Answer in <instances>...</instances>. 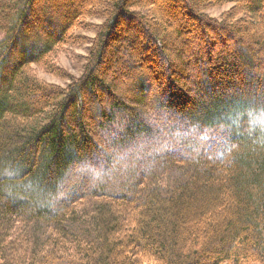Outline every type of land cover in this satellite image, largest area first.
<instances>
[{
	"label": "trees",
	"instance_id": "1",
	"mask_svg": "<svg viewBox=\"0 0 264 264\" xmlns=\"http://www.w3.org/2000/svg\"><path fill=\"white\" fill-rule=\"evenodd\" d=\"M247 2L0 0V264H264V0ZM95 18L71 75L60 57Z\"/></svg>",
	"mask_w": 264,
	"mask_h": 264
},
{
	"label": "rangeland",
	"instance_id": "2",
	"mask_svg": "<svg viewBox=\"0 0 264 264\" xmlns=\"http://www.w3.org/2000/svg\"><path fill=\"white\" fill-rule=\"evenodd\" d=\"M245 1H248L247 3H249V0H245ZM232 6L233 5L228 4V5H225V6L214 7V8H211V9L207 10V14L211 18L220 19L222 14L224 12L230 10L232 8ZM100 16H102V14L97 12L96 13V17L100 18ZM99 18L87 19L86 20V22L88 24H91V28H90L89 31H84V30H76L75 31L76 35H80V36H82V38H85V41L83 43L84 45H81L80 48H74V47L65 48L64 55H61V57H60V66L62 68H64L69 74L76 75L77 77H80L83 74V67L85 65V61L83 60V58L88 56L89 48L91 47V43L89 42V40H93L94 38H96L97 27L100 24L103 23V20H101ZM27 22L32 23V18L29 17L27 19ZM219 35H220V33H218V32H214L212 34L214 39H217ZM221 35L224 36V34H221ZM225 36H227V35H225ZM225 36H224V39L227 40L226 41V44H227L226 48L231 49V48L235 47V49H238L241 46L240 44H234L232 42L231 38H229L228 36L227 37H225ZM2 37H3V35L0 34V40L2 39ZM129 45L130 44H128L127 41L126 42L122 41L121 46H120L121 51H126V50L129 51L130 50V46ZM218 45H220V44L218 43L217 45H215V47H212L211 52L209 51V49L207 47H204L203 50L205 51L206 55L211 54L213 57H215V56H217L218 52L220 51V48H219ZM198 47H201V46L199 45V43L196 42V48H198ZM150 54L153 55L154 53L151 52ZM230 58H232V57L230 56ZM129 60L133 61L134 65L137 64V62H138L135 58L129 59ZM196 66L199 67V68H202V69L205 68L204 64L203 63L200 64V62H198V65H196ZM196 68L195 67H191L190 70H189L190 75H191V78L189 80L190 81L189 84L188 85L184 84V86H183V85H181V83H179V85L182 87V89H183L182 91H185L188 96H190L191 98H194L195 100H197L200 103V109L199 110H201L203 108V103L201 102V100H203L204 97H203V95L200 94V92L198 90H196V86H194L196 84H194V82H193V84L191 83V80L192 81L197 80V78H196L197 77L196 76V73H197ZM39 76L42 79L44 78L46 81H48L50 83H55V84L62 85V86H65V85L68 84L67 81H60V80H58L56 78H53L51 76L42 74L40 72H39ZM175 76L176 75L172 74L171 79H169V77H167V76L164 77V80H163L162 84L164 86V93L163 94H164L165 98H167V95L169 94V89H170L171 83H173V81L178 80V78L175 77ZM203 76L201 77L202 79H203ZM244 76L246 77V79L248 78V76H250L252 79H254L255 77L257 79L259 77L257 74L255 76V74H253L251 72V69H249V68L246 69ZM174 77H175V79H174ZM216 77H217L216 80H219V79L222 80V78H223V77L218 76V75ZM233 78H235V76ZM217 82H219V81H217ZM185 86H190V87H185ZM228 94H231V92H228ZM163 100H164V97H163ZM92 110H94V105L92 106ZM256 118L260 119V121L263 122L264 121V114L261 115V113H259L258 116H256Z\"/></svg>",
	"mask_w": 264,
	"mask_h": 264
}]
</instances>
